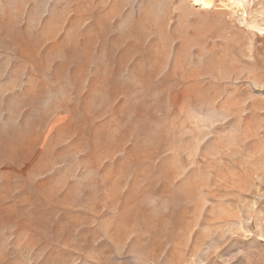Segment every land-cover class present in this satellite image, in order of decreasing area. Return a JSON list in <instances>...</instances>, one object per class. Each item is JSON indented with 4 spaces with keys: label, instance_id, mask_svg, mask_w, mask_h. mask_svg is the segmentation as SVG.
Masks as SVG:
<instances>
[{
    "label": "rangeland",
    "instance_id": "rangeland-1",
    "mask_svg": "<svg viewBox=\"0 0 264 264\" xmlns=\"http://www.w3.org/2000/svg\"><path fill=\"white\" fill-rule=\"evenodd\" d=\"M205 1L0 0V264H264V0Z\"/></svg>",
    "mask_w": 264,
    "mask_h": 264
},
{
    "label": "bare ground",
    "instance_id": "bare-ground-1",
    "mask_svg": "<svg viewBox=\"0 0 264 264\" xmlns=\"http://www.w3.org/2000/svg\"><path fill=\"white\" fill-rule=\"evenodd\" d=\"M194 1H195V2H198V3L200 2V4H202V5H206V6H207L208 3H209V2H207V1H205V0H194ZM202 5H201V6H202Z\"/></svg>",
    "mask_w": 264,
    "mask_h": 264
}]
</instances>
